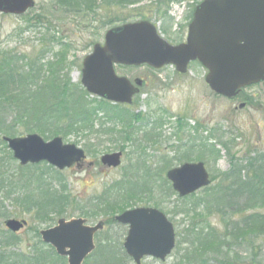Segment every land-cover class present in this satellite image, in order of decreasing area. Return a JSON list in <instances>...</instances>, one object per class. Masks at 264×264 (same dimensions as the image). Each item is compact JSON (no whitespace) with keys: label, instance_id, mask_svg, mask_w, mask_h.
I'll return each instance as SVG.
<instances>
[{"label":"rangeland","instance_id":"rangeland-1","mask_svg":"<svg viewBox=\"0 0 264 264\" xmlns=\"http://www.w3.org/2000/svg\"><path fill=\"white\" fill-rule=\"evenodd\" d=\"M35 8L29 14L42 15L41 25L36 28L25 30L27 19L12 18L0 16V52H11L14 56H28L34 58L38 52L43 51L40 56L39 65H46L49 62H56L57 56L63 48L61 44L69 47V52L65 55L64 60L60 63L62 71L60 76H65V80L69 82L71 88L78 86L81 92V65L84 57L89 55L93 44H102L104 34L111 27L119 26V24L111 25L110 21L127 20L142 21L147 20L157 27V32L170 44L175 45L180 41H184L188 21L186 19V9L193 6L200 0H185L181 4H173L168 7V13L164 16L157 11L156 6L152 3L144 1L139 5L131 7H110L108 9H95L96 17L89 16L84 23L80 18L76 19L72 16H66L60 9L55 7L53 0H34ZM138 10L134 12L133 10ZM138 14V15H136ZM132 17V18H131ZM131 18V20H128ZM92 19V20H91ZM89 21L90 24H89ZM113 22V23H114ZM110 23V24H109ZM118 23V22H117ZM89 26V27H88ZM22 30H25L22 32ZM61 42V44H60ZM59 62V59L56 63ZM21 66L22 63H20ZM115 72L120 77H127L131 81L136 78L144 79L146 85L144 92L135 96L134 105L130 107V111L134 114H140L143 123H136L133 127L138 132L137 137L139 143L127 144L125 154L122 159V166L117 170L104 168L99 164L98 160L101 156L116 153L118 147L112 146L105 137H96L83 131V135L76 136L75 133L61 136L57 132L63 143L76 144L84 150L85 145H100V147L91 150L87 154V162H94L95 166H85L83 170L72 168L58 172L53 168L52 172L59 173L64 182L66 196L70 198L71 204L75 208H65L62 215L50 217L45 222H39L33 219V215L22 210L11 197L7 196L6 189H0V236L4 229V220L17 219L26 220L28 226L18 237L20 242L14 246L12 252H27L25 246L35 244L34 229L38 231L52 228L57 221L77 220V218L87 219L89 225H95L99 221L105 224L103 231L99 232L96 238L95 256L89 257L84 264H96L99 255H110L109 252L103 251V245L109 242H123L127 233V227L116 224L112 219H106L98 216V218L89 219L82 213L93 214L97 210L94 201L99 198L100 194L111 185V183L120 180L125 176V171L132 169L144 170L146 168L150 174V181L155 187L153 198L160 203L161 209L166 212L170 222L174 225L175 233L182 232L183 225L181 217L176 216L173 212L178 211L181 203L176 202V196L168 191L167 181L165 180L166 166L168 169L178 167L183 163L203 162L209 175L219 179L224 173L229 171L228 159L224 150L217 146L220 151V160L217 158H207L200 160L197 150H191L187 158H183L182 153L185 148L191 144L198 146L199 142L208 138L209 133L215 130V136L222 137L221 140L228 141L231 150L230 155L240 158L248 151L264 153V85L252 86L242 91L241 95L231 101L214 95L204 79L206 71L199 63L190 64L187 74L179 75L173 67H166L160 71H153L148 67L134 69L115 68ZM47 76V73H45ZM37 83V85H39ZM36 85V86H37ZM33 86V90L39 86ZM80 88V89H79ZM96 99V98H94ZM87 101L92 99L87 96ZM97 100V99H96ZM246 104L240 109V105ZM93 103L89 108H93ZM29 113V114H24ZM94 129L98 130L99 124H105L104 128H109L110 123L106 121L105 115L99 112L96 116ZM185 119L187 129L183 130L179 136H176V122L178 119ZM162 121L161 127L156 128L155 123ZM15 122V124H14ZM6 125L12 126L17 133V138L25 137L30 133H34L42 137L46 142L51 140L49 135L37 133V130L43 129L34 118L32 112L22 109H10L6 113ZM57 130L64 127V123H55ZM195 132V128H198ZM146 128V129H145ZM147 130L152 131L154 136L153 142L144 140L143 136ZM4 136L0 133V140ZM140 144L141 149H137ZM5 146V147H4ZM0 145V157L3 159V167L9 175L15 171L18 172L20 165L18 161L12 158L10 149L6 145ZM137 149V150H136ZM139 163V164H138ZM168 164V165H167ZM42 164L41 166H43ZM37 166V165H32ZM30 166V167H32ZM24 168V167H23ZM20 172V171H19ZM164 172V173H163ZM25 173V172H23ZM15 174V173H14ZM159 176V177H158ZM216 180L213 185L217 184ZM162 186V194L171 197H162L157 191V187ZM161 191V189H160ZM22 193L21 191H19ZM205 191L195 194V197H203ZM157 195V196H156ZM159 195V196H158ZM146 200L148 197L145 198ZM145 200H142V202ZM142 202H138L135 207L145 206ZM150 208L154 205L150 203ZM259 213H264V208H258ZM116 216V215H115ZM210 226L219 233L221 232L220 219L215 215L208 217ZM108 242H107V241ZM105 241V243H103ZM259 244L253 249V253L257 256L258 263L264 264V240H258ZM0 239V244H1ZM183 248H180L182 250ZM95 252V253H96ZM248 252H250L248 250ZM121 254V253H120ZM181 252L175 249L164 264H177ZM214 258L208 256L206 264H218L213 262ZM121 264H133L131 261H124ZM143 264H161L156 260H144Z\"/></svg>","mask_w":264,"mask_h":264},{"label":"trees","instance_id":"trees-1","mask_svg":"<svg viewBox=\"0 0 264 264\" xmlns=\"http://www.w3.org/2000/svg\"><path fill=\"white\" fill-rule=\"evenodd\" d=\"M144 1L150 3L154 1L157 11L164 16L167 15L170 4L184 2V0H53V4L66 16L80 18L84 23L89 16L93 15L92 19L96 17L95 9L128 8ZM35 17V21L43 18L39 14ZM113 22L110 21L111 25L126 23L127 20ZM26 25L25 28H36L41 22L33 25L27 22ZM61 48L63 49L57 56L59 62H49L46 65H39L43 51L38 52L33 59L24 55L14 56L11 52H0V133L4 137H17L13 127L6 125V113L12 108H19L31 111L32 118L43 124V129L37 130L39 134L49 135L47 137L52 139L59 135L57 132L61 133V136L69 133L80 136L85 130L92 136L107 137V142L112 146L117 145V150L125 153L127 144L139 143L138 132L133 126L136 123H143L142 116L135 115L129 109L112 106L104 100L92 99L90 102L85 100L88 96L85 90L78 91V86L71 88L65 76H60L62 71L60 63L70 50L68 46L62 44ZM39 82L40 86L37 85ZM36 85L39 88L33 90V86ZM93 103L96 105L92 109L89 108ZM99 112L105 115L106 121L110 123L109 128L103 129L105 124L101 123L98 130L94 129ZM55 123H64V127L57 130ZM162 124V121H157L154 125L158 128ZM186 127L185 119H178L175 127L176 136H179ZM198 129L199 127L195 128V132H198ZM143 138L153 142L152 131L147 130ZM221 138L215 136V130L211 131L208 138L201 140L198 146L191 144L182 153L183 158H187L191 150H197L200 160L206 157L220 160L217 143V146L224 150L230 169L219 179L211 177L212 183L218 180L217 184L203 189L205 191L203 197H195L194 194L182 200L176 198V202L181 204L178 211L173 214L175 217H181V224L184 226L182 232L176 234V250L181 252L177 264H206L208 256H212L213 262L218 264H260L252 251L259 244L258 240H264V213L255 212L258 208H264V153L248 151L242 157L236 158L230 155L231 147L228 141ZM1 144L5 145L2 139ZM97 146L100 147L85 145V153L90 154ZM137 149H141L140 144ZM41 165L21 167L18 172H14L15 174L9 175V172L2 168L3 159L0 157V189H6V195L9 197L14 195L16 204L32 214L33 219L45 222L52 216L62 215L67 207L74 209L75 203L71 204L70 198L66 196L63 179L57 176L59 173L52 172L53 169L45 164ZM150 178L151 174L146 168L125 171L124 177L111 183L94 201L97 208L95 213L82 214L89 219L101 216L113 221L115 215L135 207L142 200H145L142 202L145 206L152 203L155 207L161 208L160 203L153 198L156 186H153ZM162 186L157 187L160 196L171 197L169 194L166 197L162 194V190H165ZM168 189L170 194L175 195L171 187ZM213 215L220 219L219 233L208 223V217ZM34 230L36 242L34 245L25 246L27 249L25 253L12 252L14 246L20 243L18 237L3 230L0 236L2 242L0 264H65L52 249L39 241L38 230L36 228ZM101 249L110 255H100V262L96 264H121L129 261L124 253L117 252L115 243H106Z\"/></svg>","mask_w":264,"mask_h":264},{"label":"water","instance_id":"water-1","mask_svg":"<svg viewBox=\"0 0 264 264\" xmlns=\"http://www.w3.org/2000/svg\"><path fill=\"white\" fill-rule=\"evenodd\" d=\"M33 0H0V13L23 14L33 8ZM184 44L172 46L161 39L154 25L147 21L124 24L104 34L102 45L95 44L84 57L81 85L91 96L119 105H131L142 82L115 75L114 66H149L160 70L173 66L179 74L187 72L189 63L198 62L206 70L205 84L218 96L231 100L243 88L264 83V0H205L194 9ZM244 104L239 108L242 109ZM12 157L20 166L45 162L58 171L84 167L86 154L76 145L64 144L60 138L44 142L38 135L4 138ZM122 153L100 158L104 167L117 169ZM93 164L87 163L88 167ZM168 182L179 198L193 195L210 185L203 163H185L170 169ZM119 224L129 227L123 248L134 264L144 258L164 262L175 248L173 225L165 214L154 208H138L119 214ZM86 221L59 220L55 227L39 232L41 241L67 264H82L94 251L93 236L103 223L85 226ZM11 233H19L25 220H5Z\"/></svg>","mask_w":264,"mask_h":264},{"label":"flooded vegetation","instance_id":"flooded-vegetation-1","mask_svg":"<svg viewBox=\"0 0 264 264\" xmlns=\"http://www.w3.org/2000/svg\"><path fill=\"white\" fill-rule=\"evenodd\" d=\"M34 8H35V1H34ZM33 8V9H34ZM194 6L192 7V6H188L187 7V9H186V14H185V16H186V18H187V21L188 22H191L190 20L192 19V15H193V12H194ZM33 9H30V10H27L24 14H22V15H14V16H12V15H5V14H0V16H2V17H4V16H7V17H12V18H20L21 20H23V19H27V20H31V22H33L34 21V19L36 18V17H34V15L33 14H29V12L30 11H32ZM36 16V15H35ZM117 68H120V69H123V68H125V69H133V68H126V67H119V66H116ZM134 80H136V79H134ZM140 80H142V82H143V87H145V85H146V81L144 80V79H140ZM134 81H132V83H133ZM96 236V235H95ZM94 236V237H95ZM66 261V260H65Z\"/></svg>","mask_w":264,"mask_h":264}]
</instances>
